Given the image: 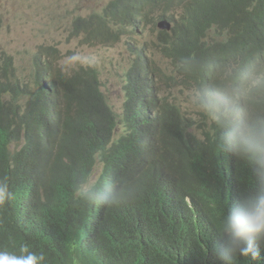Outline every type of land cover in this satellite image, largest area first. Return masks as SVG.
<instances>
[{
  "label": "clouds",
  "instance_id": "9594fccd",
  "mask_svg": "<svg viewBox=\"0 0 264 264\" xmlns=\"http://www.w3.org/2000/svg\"><path fill=\"white\" fill-rule=\"evenodd\" d=\"M27 6L25 0H0V11L13 12L7 18L13 26L25 15L16 10ZM69 30L89 50L126 41L131 58L122 74L121 109L118 113L109 103L96 68L57 65L54 56L61 50L54 44L37 47L29 78L10 68L11 57H1L0 99L10 105L9 111L0 110V136L11 161L18 152L26 160L24 186L33 181L31 160L50 162L62 134L67 136L72 155L90 160L75 166L79 171L66 166L82 177L74 188L79 226L105 242L96 212L104 204L126 201L137 207L131 191L145 170L118 147L122 137L125 143L129 139L128 92L147 102L155 124H169L178 116L197 138L214 126L223 149L248 164L254 183L224 208L211 251L217 264H235L238 257L264 260V0H106L78 13ZM82 69L95 74L96 87L76 75ZM85 87L94 96L74 99ZM181 98L190 109L180 106ZM12 144L18 147L11 149ZM14 199L0 180V209ZM19 252L0 248V264H44V254L27 245Z\"/></svg>",
  "mask_w": 264,
  "mask_h": 264
},
{
  "label": "trees",
  "instance_id": "16d2710c",
  "mask_svg": "<svg viewBox=\"0 0 264 264\" xmlns=\"http://www.w3.org/2000/svg\"><path fill=\"white\" fill-rule=\"evenodd\" d=\"M76 75L96 87L93 72L82 69ZM93 96L85 87L74 99ZM9 105L0 99V110L9 111ZM35 105L38 110V102ZM125 109L129 139L125 143L122 137L118 147L141 161L145 170L131 191L137 207L126 201L104 204L96 212L105 242L79 226L75 207L80 201L74 188L82 177L66 166L79 171L75 166H86L90 160L72 155L69 138L62 134L50 162L31 160L33 181L24 186L26 160L18 152L11 161L0 136V180L15 194L0 209V248L19 255L20 247L27 245L44 254V264H217L211 250L219 217L253 185L250 167L223 149L214 126L197 138L178 116L169 124H155L147 102L128 92ZM165 196L164 202L157 200ZM94 248L93 254H86ZM235 264H264V260L238 257Z\"/></svg>",
  "mask_w": 264,
  "mask_h": 264
},
{
  "label": "rangeland",
  "instance_id": "374dc122",
  "mask_svg": "<svg viewBox=\"0 0 264 264\" xmlns=\"http://www.w3.org/2000/svg\"><path fill=\"white\" fill-rule=\"evenodd\" d=\"M22 1L15 0L16 4ZM25 1L28 6L16 10L25 15L22 22L18 21L15 26L7 23V18H10L13 12H7L5 9L0 11V63L2 58L11 57L10 68H17L20 75L29 78L31 59L37 47L54 44L61 50L54 56L57 65L75 67L79 64H89L98 70L102 89L109 103L119 113L123 100L120 89L122 74L131 58L126 41L121 40L110 49L89 50L82 47L79 38L72 36L69 30V25L72 26V20L78 13L96 9L106 0ZM49 4L55 6L54 10L47 9ZM94 58H99V62L93 64ZM165 85L170 87L168 82H165ZM171 91L176 93L174 88H171ZM178 102L184 110L191 108L185 98L179 99ZM14 147H18V144H12L10 148Z\"/></svg>",
  "mask_w": 264,
  "mask_h": 264
}]
</instances>
